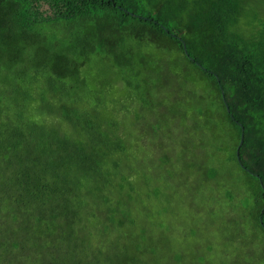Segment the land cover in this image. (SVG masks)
Listing matches in <instances>:
<instances>
[{
	"label": "trees",
	"instance_id": "16d2710c",
	"mask_svg": "<svg viewBox=\"0 0 264 264\" xmlns=\"http://www.w3.org/2000/svg\"><path fill=\"white\" fill-rule=\"evenodd\" d=\"M0 264H264V0H0Z\"/></svg>",
	"mask_w": 264,
	"mask_h": 264
},
{
	"label": "water",
	"instance_id": "95a60500",
	"mask_svg": "<svg viewBox=\"0 0 264 264\" xmlns=\"http://www.w3.org/2000/svg\"><path fill=\"white\" fill-rule=\"evenodd\" d=\"M183 49H184V51L186 53V49H185V45L184 44H183ZM222 97H223V92H222ZM241 130H243V128H241ZM242 141H243V133L241 132L240 141H239V144H238L237 149H236V152H235L236 153L237 161L239 162L240 165H241V161H240L239 150L238 149H239L240 145L242 144Z\"/></svg>",
	"mask_w": 264,
	"mask_h": 264
},
{
	"label": "rangeland",
	"instance_id": "374dc122",
	"mask_svg": "<svg viewBox=\"0 0 264 264\" xmlns=\"http://www.w3.org/2000/svg\"><path fill=\"white\" fill-rule=\"evenodd\" d=\"M85 72H86V74H94V73H97L92 67H87ZM99 74H100V76H103V73L102 72H100Z\"/></svg>",
	"mask_w": 264,
	"mask_h": 264
}]
</instances>
